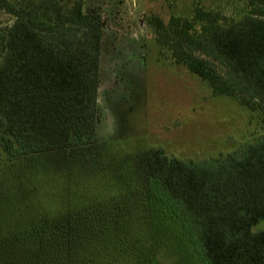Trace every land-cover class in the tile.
<instances>
[{
  "label": "trees",
  "instance_id": "obj_1",
  "mask_svg": "<svg viewBox=\"0 0 264 264\" xmlns=\"http://www.w3.org/2000/svg\"><path fill=\"white\" fill-rule=\"evenodd\" d=\"M239 1L232 14L198 1L153 19L173 63L259 117L254 141L185 160L162 147L116 156L98 141L99 6L0 0L14 17L0 26V151L36 170L0 192V264H264V0ZM79 169L102 190L49 194L47 207L35 176L53 185L51 172ZM19 197L27 209L13 220Z\"/></svg>",
  "mask_w": 264,
  "mask_h": 264
},
{
  "label": "rangeland",
  "instance_id": "obj_2",
  "mask_svg": "<svg viewBox=\"0 0 264 264\" xmlns=\"http://www.w3.org/2000/svg\"><path fill=\"white\" fill-rule=\"evenodd\" d=\"M198 1L228 14L242 6L239 0H85L101 8L105 22L99 87L102 116L97 129L105 150L119 156L162 147L172 156L204 160L258 138L257 115L232 98L216 96L206 81L173 63L156 40L155 16L167 22L172 14L189 15ZM13 21V16L0 9V26ZM34 167L26 159H10L0 151V192L14 195L23 181L35 175ZM73 172H51L53 185L40 176L32 180L34 184L43 181L40 193L45 194L47 207L58 206L51 203L49 194L74 191L85 196L102 190L90 184L84 170ZM74 179L78 182L71 183ZM39 198L34 200L35 208ZM16 208L13 220L27 209L21 197L16 199ZM255 229H264V221Z\"/></svg>",
  "mask_w": 264,
  "mask_h": 264
}]
</instances>
